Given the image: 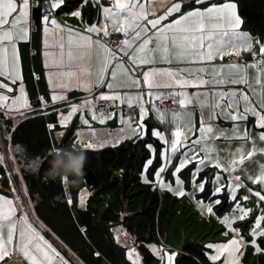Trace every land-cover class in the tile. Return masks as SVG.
<instances>
[{
    "label": "snow or ice",
    "instance_id": "snow-or-ice-1",
    "mask_svg": "<svg viewBox=\"0 0 264 264\" xmlns=\"http://www.w3.org/2000/svg\"><path fill=\"white\" fill-rule=\"evenodd\" d=\"M64 4L65 0H47L41 15L45 45L51 36L53 46L59 49L58 56L51 54L49 65L57 69L48 77L54 85L51 101L65 100L67 90L73 85L83 88L89 98L82 104L72 103L67 115L60 114L59 123L67 125L82 109H88L93 120L103 123L117 115L113 108H120L117 129L97 137L95 142L91 139L84 142L78 135L77 142L84 149H99L134 136L155 137V146L153 142L145 144L149 155L141 165L143 182L177 197L202 193L197 204L207 214H214V206L221 203L219 198L210 197L219 196L226 186L235 202L231 212L217 216L225 226L223 234L230 232L231 237L203 246L207 252L200 255L207 264H243L249 245L255 253L264 254V162L256 159L257 154L264 156V41L242 30L244 21L237 4L232 0H195L194 5L184 8L183 0H176L165 6L162 14L153 13L154 18L149 19V9L141 0H112L107 6L101 5L102 22L89 24L86 30L56 19L54 10ZM31 7L30 0H0V76L13 84L17 79L21 81L18 95L7 94L14 93V89L0 81V108L6 114L9 109L16 110L20 119L25 118L20 110H32V105L22 82L16 41L29 39ZM70 14L80 17L81 11L77 9ZM114 33H123L125 38L119 42L104 39ZM5 42L11 46L10 57ZM245 54L253 59L244 60ZM190 87L197 90L190 92ZM96 88L106 90L93 97ZM168 100L177 107L169 109L164 103ZM37 103L47 107L43 96L38 97ZM125 105L126 116L122 107ZM150 112L161 127L146 123ZM249 116L254 117V127L259 129L256 136L248 128ZM220 118L231 121L232 126L220 125L217 123ZM84 123L88 124V120ZM12 127L15 130V121ZM90 132L96 136L95 129ZM18 134L22 135V131ZM218 140L228 143L217 144ZM234 140L240 143L232 144ZM4 164L5 157L0 153V165ZM207 168L215 171L201 175ZM241 177L258 185L259 190L248 188ZM63 179L67 182L69 178ZM206 185H210V192L205 191ZM241 188L247 193L254 192L259 207V213L246 229L250 236L241 231L244 225L234 224L246 220L253 211L237 200ZM249 199L248 194L242 197L244 201ZM67 203H73L71 195ZM79 205L86 207L84 192L79 195ZM31 210L19 195L15 199L0 195V262L6 257L15 260L22 256L27 264H72L61 248L47 238L44 225L31 218ZM116 239L119 241L118 234ZM146 247L161 264H176L177 251L156 243ZM127 258L131 264H142L140 252L134 246L127 249ZM192 264H204V261Z\"/></svg>",
    "mask_w": 264,
    "mask_h": 264
},
{
    "label": "rangeland",
    "instance_id": "rangeland-1",
    "mask_svg": "<svg viewBox=\"0 0 264 264\" xmlns=\"http://www.w3.org/2000/svg\"><path fill=\"white\" fill-rule=\"evenodd\" d=\"M73 1V2H72ZM242 0H232L237 4L238 13L241 16ZM32 6H36L30 0ZM40 4V9L43 8L44 3L47 0H37ZM112 0H65V4L60 8L54 10L56 18L59 22L75 26L77 29L86 30L90 19L94 18L93 14L96 9V13L101 9V5L110 4ZM176 2V0H141L146 8L149 9V15L155 12L164 11L165 6ZM213 2H224V0H213ZM164 6L159 7L158 5ZM195 4V0H183V7L189 8ZM107 6V5H105ZM206 6V5H202ZM81 11L80 17H75L70 14V11ZM102 17V13H101ZM86 18L87 22H86ZM34 19V15H33ZM98 17L95 19L97 22ZM94 21V20H93ZM244 21V20H243ZM86 23V24H85ZM40 30L35 31L32 23H30L29 39L38 40L45 38L42 33L43 25L42 20L38 24ZM244 31L249 32L255 37H258L263 41L262 35L255 29L247 26L242 28ZM95 36V34H93ZM51 36H48V38ZM21 40L16 41L17 52L20 59L21 72L23 76V84L25 86L26 94L32 105V110H20L24 112V119H20V113L16 110L6 111L0 108V121L4 124V127L10 128L6 134L3 132L1 126L0 129V153L5 157V164L0 165V195H7L9 198L15 199L17 195L29 204L31 207V218L38 224L44 225V231L47 238L51 239L58 247L61 248L66 258H69L72 264H131V261L127 258V249L129 247H136L142 257V264H161L159 258H156L147 249V244L156 243L158 245L163 244L169 250H175L178 252L176 257V264L180 261H184L180 258L183 256H192L197 253H205L207 249L203 246L210 242H224L231 237V233L224 235L225 226L221 220L217 219V216L222 217L224 214L231 212L234 207V201L228 192L227 186L223 193L217 197H210L212 199L219 198L221 203L214 206V214H207L201 210L197 204V200L204 194L199 192H192L191 195L186 193L183 197H177L174 194L162 190L159 187H155L151 183H145L141 177V165L145 158L149 155V150L146 149L145 144L148 142H155L156 138L150 135L134 136L122 140L118 145H106L104 148L99 149H84L82 144L77 142V136H81L84 142L89 139L95 140L97 137H104V134L110 130H115L119 126L118 117H113L109 121L101 123L99 120H93L91 112L88 109L78 110L73 117L68 121L67 125H61L59 123L60 114L67 113L71 110L70 105L72 103L82 104L83 100L88 97H81L77 91H73L74 88L67 90L66 95L70 94L63 101H57L53 103L51 101V93L54 85L51 86L46 82V78L42 80H36L35 74L40 72L42 67V60H38V56H33L32 51H29V46L23 44ZM31 43V40H30ZM5 46L9 48V57L11 56V46L5 42ZM37 47V46H36ZM33 47V51L37 49ZM49 49V48H48ZM55 47H51L49 57L54 53ZM56 55V54H55ZM244 60L251 61L253 57L251 55H244ZM52 59L49 60L51 63ZM220 61H217L219 63ZM226 62V60L224 61ZM243 62V61H242ZM54 73L56 68H54ZM68 70V69H64ZM56 80L55 75L53 80ZM0 81L9 83L14 89V93H7L9 95L19 94V85L21 81L16 80L13 84L7 77L0 76ZM56 91H61L59 88H55ZM43 96L47 101V107H43L37 103L38 97ZM94 97V95H92ZM102 101H97L100 104ZM169 108V107H168ZM125 110H127L125 108ZM138 110V108H137ZM117 113V111H115ZM120 113V112H118ZM127 115L126 111L124 112ZM10 120L7 122V120ZM137 113V119H138ZM44 120L45 126L33 128V126L27 130V135L21 137L17 135L18 128L21 125L28 124L31 120L39 121ZM88 120V124L84 123V120ZM154 119V117H153ZM15 121L16 128L13 130V122ZM200 114L195 117V123L197 129L199 128ZM217 123L224 127L230 128L232 126L231 121H226L220 118ZM48 124H53L55 127L49 128ZM154 124V123H153ZM155 125V124H154ZM149 125V126H154ZM248 128L251 130V134L256 136L259 129L254 127V117H250L247 121ZM90 129L96 130V136H93ZM10 133V135H8ZM194 138V137H192ZM52 141L57 149L73 148L82 150L84 152H94L97 157H100L101 151L108 148H120L130 143L136 144L140 158L137 159L134 164L138 166L127 169L125 167H117L112 169L113 177H117L119 183L123 185L126 172H129L128 182H130L131 188H129L128 195L130 196L133 208L134 204H139L137 208L140 209H154L156 211L157 220L160 221L161 228L157 231L155 240L152 242H146L138 231L132 229V223L136 222L129 219V208L126 207L121 211V216L118 221H106L104 216L110 209L111 205L118 199L116 189H106L100 191V188L89 186L83 181L82 177L72 178L76 182L73 183V189L75 191V204L71 205L63 200L58 204L61 196L45 197L42 193L36 192L35 194L26 192L34 188V181L31 177H27L26 171L22 168L21 163L15 156V148L19 147L25 142L26 147L31 145L37 147L41 143ZM24 141V142H23ZM227 141L218 140L217 144H227ZM232 144H239V140H234ZM259 143V141H258ZM155 146V143H154ZM15 156L16 159H12ZM256 159L264 162V156L257 154ZM247 163V162H246ZM191 167V166H189ZM151 171V169L149 170ZM187 175V169L183 170ZM215 171L213 168L204 169L201 175ZM244 184L248 188L259 190V186L244 179ZM185 187L189 185L185 182ZM16 191L13 192L12 189ZM152 191L151 195L157 199H146L148 191ZM206 192H210V185H206ZM24 192V194L22 193ZM81 192L85 194L86 207L82 208L79 205V195ZM248 194L250 199L248 201L242 200V197ZM195 197V199L193 198ZM237 200L240 203L250 209H252L251 215L243 221H235V225H244L245 227L241 231L245 235L250 233L246 231L247 227L251 226L253 218L259 213V207L256 204L257 198L253 193H247L245 188H241L237 191ZM129 206V207H130ZM128 208V209H127ZM84 215L88 216V221L85 220ZM119 235V241L116 236ZM141 246L147 249V253L141 250ZM99 253V255H96ZM151 258V259H150ZM243 264H264V254L255 253L251 245H249L243 255ZM9 260H12L10 258ZM16 263L27 264V261L22 257H17ZM13 260V261H15ZM197 260V259H196ZM199 261V260H197ZM2 264V263H0ZM204 264H207L205 262Z\"/></svg>",
    "mask_w": 264,
    "mask_h": 264
},
{
    "label": "trees",
    "instance_id": "trees-1",
    "mask_svg": "<svg viewBox=\"0 0 264 264\" xmlns=\"http://www.w3.org/2000/svg\"><path fill=\"white\" fill-rule=\"evenodd\" d=\"M242 10L241 15L245 24L252 29L257 30L263 37L264 41V0H242ZM120 37L125 36L123 33H118ZM10 118L7 120V122ZM3 128L4 134L10 129L4 124H1L0 129ZM22 126V127H21ZM17 131L18 133L22 131L21 137L27 135V130L32 126L33 128L45 126L44 120L30 121L26 125H21ZM37 126V127H34ZM24 142V141H23ZM45 148L48 151H43ZM55 144L52 141L39 144L37 147H32L31 145H25V142L19 147L15 148V156L21 163L22 168L26 171L27 177H31L34 181V188H31L30 193L35 194L36 192L42 193L45 197H54V202L57 196H61L58 204L63 200L67 203V198L71 195L73 203L75 204V191L73 189V179L69 177L68 181L65 182L62 177H56L55 179L48 177L47 170L49 168V160L51 159V154L56 150ZM87 162L85 164L84 174L82 176L83 181L89 186L100 188V191L112 188L117 190L118 199L114 204L111 205L110 209L104 216L106 221H118L121 216V211L126 207L129 210V219L136 222L132 223V229L134 228L141 235L146 242H152L155 240L157 231L161 228L160 221L157 220L156 211L152 209H140L137 208L139 204H134L133 208L130 206L132 204L129 193V188H131L130 182H128L129 172H126L123 185L119 183L117 177H113L112 169L119 166L125 167L127 169L138 166L134 162L140 158L139 152L136 144H128L125 146H120V148H108L101 151L100 157H97L94 152H86ZM23 155V159L21 156ZM152 191H148L145 197L146 199H157L155 196L151 195ZM24 194V192H23ZM51 198V197H50ZM130 206V207H129ZM86 215H84L85 217ZM88 219L89 217L86 216ZM85 217V220L87 218ZM133 229V230H134ZM141 250L147 253V249L141 246ZM197 253L192 256H183L182 261L179 260L177 264H192L193 261H205L204 256ZM151 259V258H150ZM197 259V260H196Z\"/></svg>",
    "mask_w": 264,
    "mask_h": 264
},
{
    "label": "crops",
    "instance_id": "crops-1",
    "mask_svg": "<svg viewBox=\"0 0 264 264\" xmlns=\"http://www.w3.org/2000/svg\"><path fill=\"white\" fill-rule=\"evenodd\" d=\"M32 2L34 3V5H35V3H37L39 6L38 7H31V17H30V20H31V23H32V25H33V29H35V31H38V30H40V27L38 26V24L41 22V14H40V4L37 2V0H32ZM73 2V1H72ZM45 4V3H44ZM105 5H109V4H105ZM97 9V8H96ZM96 9H95V11H94V14H93V16H94V18H92V19H90L89 20V22L90 23H88V25L89 24H93V23H98V22H102V17H101V13H102V8L100 9V11H99V14H98V10H97V13H96ZM160 14H162V12H155V15H160ZM33 15H34V19H33ZM56 15V14H55ZM98 17V21L97 22H95V19ZM148 18L149 19H152V18H154V16H153V14H150L149 16H148ZM57 19V18H56ZM84 19H86V18H84ZM58 20V19H57ZM94 20V21H93ZM86 22H87V19H86ZM86 24V23H85ZM68 25H69V23H68ZM70 26V25H69ZM29 27H30V25H29ZM73 28H75V29H77L75 26H72ZM245 27V22L243 23V25H242V28H244ZM78 30H80V29H78ZM242 30H244V29H242ZM42 33H43V29H42ZM42 37V34H41V36H40V38H39V40H38V45H36V41H37V39H35V38H30V39H28L27 41H21V42H24L25 44H27L28 46H29V51H32V54H33V56L35 57V56H38L39 58H38V60H42L43 61V63L41 64L42 65V67L40 68V72L39 73H36L35 74V77H36V80H42L43 78H46V82L51 86L52 84H50L49 83V79H48V77H49V73L51 72V73H53L54 74V69H53V67H50L49 65H51V63L49 62V60H51L52 59V57L50 56L49 57V59L47 58V56H45L44 55V53L45 52H49L50 51V48L51 47H54L53 46V38L52 37H49L48 38V41H49V43H48V45H45V43H44V40H45V38H41ZM30 40H31V43H30ZM23 43V44H24ZM37 46V47H36ZM33 47H36L37 49H35L34 51H33ZM49 48V49H48ZM54 53L58 56L59 55V49L57 48V47H55V50H54ZM52 54V53H51ZM243 59H245V57H243ZM226 60V59H225ZM250 61V60H249ZM226 62H227V60H226ZM242 62V61H241ZM161 66H163V65H161ZM56 71H57V69H55ZM62 70H64V69H62ZM68 70H70V69H68ZM54 76V75H53ZM54 81H55V79H54ZM72 88H74V90L73 91H77L78 92V95L79 96H81V97H83V96H85V97H88L89 96V94L83 89V88H76L74 85H73V87ZM103 90H106V89H102V88H96V89H94L93 90V92H92V95H94V96H97L98 95V93L100 92V91H103ZM197 89L196 88H194V87H190L189 89H188V91H190V92H195ZM70 94H67L66 95V97H68ZM70 97H71V95H70ZM165 102H168L169 104H170V106H169V109H172V108H176L177 107V105H174L170 100H168V101H165ZM101 103H104L103 101L101 102ZM118 103V102H117ZM123 107V112H125L126 111V113H128V107H127V105H125V106H122ZM125 108L127 109V110H125ZM114 112L115 111H117V115H116V117H118L119 116V114L120 113H118V112H120V108H113L112 109ZM198 112H199V109L197 108L196 110H195V117H196V115L198 114ZM137 113H138V111H137ZM204 113H205V117L207 118V115H208V109L207 108H205L204 109ZM199 114H200V112H199ZM153 117H154V119H153ZM250 117L251 116H249V118L248 119H250ZM109 121V120H108ZM146 123L148 124V125H154V126H156V127H161V125L159 124V122H158V120H157V118L155 117V115L154 114H152L151 112H150V114H149V117H147L146 118ZM154 123V124H153ZM222 125V124H221ZM23 193V192H22ZM11 257H6L5 258V261L4 262H0V263H2V264H6V262H10V264H18V263H16V260L15 261H13V260H9Z\"/></svg>",
    "mask_w": 264,
    "mask_h": 264
},
{
    "label": "clouds",
    "instance_id": "clouds-1",
    "mask_svg": "<svg viewBox=\"0 0 264 264\" xmlns=\"http://www.w3.org/2000/svg\"><path fill=\"white\" fill-rule=\"evenodd\" d=\"M158 6L162 7L164 5L161 3ZM86 162L87 154L82 150L73 148L56 149L51 154L47 175L53 179L56 177L79 178L84 174ZM72 182L75 183L76 180L73 179Z\"/></svg>",
    "mask_w": 264,
    "mask_h": 264
},
{
    "label": "built area",
    "instance_id": "built-area-1",
    "mask_svg": "<svg viewBox=\"0 0 264 264\" xmlns=\"http://www.w3.org/2000/svg\"><path fill=\"white\" fill-rule=\"evenodd\" d=\"M45 5H46V3L44 4L43 8L41 9V15H42V13L44 12ZM35 6H37V3H35ZM49 11H53V10L49 9ZM54 15H55V12H54ZM55 17H56V15H55ZM124 38H125V36L120 37V36L118 35V33H114V34H112V35H110V36H108V37H105L104 39H105L107 42H112L113 40L119 42V41H121V40L124 39ZM226 60H227V59H226ZM164 103H165V105H166L167 107L170 106V104H169L168 102H164ZM136 111H137V110H136ZM136 118H137V115H136Z\"/></svg>",
    "mask_w": 264,
    "mask_h": 264
}]
</instances>
